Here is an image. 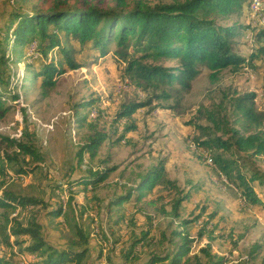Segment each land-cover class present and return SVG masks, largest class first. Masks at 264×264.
Returning <instances> with one entry per match:
<instances>
[{"label":"rangeland","instance_id":"obj_1","mask_svg":"<svg viewBox=\"0 0 264 264\" xmlns=\"http://www.w3.org/2000/svg\"><path fill=\"white\" fill-rule=\"evenodd\" d=\"M54 1L0 0V27L12 12H30L34 7L45 11ZM61 1L70 5L76 3V0ZM143 1L155 5L182 0ZM250 7L251 0L248 9ZM250 18H254V26L247 24L250 21L247 8L238 18L217 17L222 25H230L236 20L247 24L236 45L237 52L244 57L258 53L264 45V37L255 36L258 30L255 26L264 27V9L261 17H257V11H250ZM35 43L27 45L25 60L20 59L11 47L6 53L11 58L12 74L7 86L0 84L1 100L5 102L3 107L7 108L0 117V153L12 154L17 150L7 147L3 140L7 137L29 141L41 158L28 161V156L19 153L17 162L28 172L16 175L7 166L6 175L0 174V182L17 194L35 197L42 202L0 208V264H34L41 259L39 252L20 255L29 240L19 236L17 239L25 240L19 245L14 244L15 237L10 230L14 219L25 225L32 218L41 223L43 236L56 248L67 247L68 240L75 237L74 229L68 225L77 223L89 235L93 258L87 257L88 264H96L94 256L97 255L100 256L97 264H130L122 257L130 239L149 233L151 245L136 247L135 263L141 264L153 251L162 253L172 249L168 239L173 231H183L198 239V231L203 228L207 233L211 232L212 250L228 258V264H240L255 245L260 246L258 256L247 264H264V209L241 200L239 193L226 183L222 175L219 177L208 160L205 161L207 152L196 149L192 141L197 135L194 123L211 126L200 118L202 106L213 109L221 102L227 124L234 128L238 125L232 106L236 97L254 92L256 106L264 109V54L239 68L232 66L219 70L214 76L210 75L208 68L202 67L190 91L178 102L176 98L154 99L151 106L137 109L129 118H116L122 102L146 100L151 90L134 86L129 77L123 75L125 64L112 53L114 42L104 56L93 51L90 45L81 47L76 41L64 42L65 46L75 48L74 56L80 67L66 69L55 76V86L46 92L40 86V78L24 69L35 50L32 49ZM17 48L21 49V46ZM51 54L54 53L50 52L49 57ZM142 61L153 65L175 64L171 59L154 61L142 58ZM14 95L17 98L14 99ZM90 125L102 129L107 139L93 159L84 154L79 164L77 153L94 127ZM241 155L243 158L239 163L264 175V154L255 157ZM108 156L109 160L103 162ZM161 162L164 163L165 177L176 183L180 196L189 195L181 202L178 218L168 215L173 190L164 187L167 190L161 196L167 213L159 209V199L156 204H150L159 187L153 191L143 189V197L136 200L141 178ZM104 167L112 170L98 185L68 186V181L79 177L86 169L91 168L94 172ZM252 184L264 200V185L258 181ZM128 192L130 201L108 211V200ZM54 205L62 206L63 213L58 218L47 213ZM4 214L10 219L7 226ZM182 220L188 223L181 225ZM162 233L164 237L159 243L157 239ZM6 236L9 237L8 243ZM208 241L207 236L195 240L191 250L196 251Z\"/></svg>","mask_w":264,"mask_h":264},{"label":"trees","instance_id":"obj_2","mask_svg":"<svg viewBox=\"0 0 264 264\" xmlns=\"http://www.w3.org/2000/svg\"><path fill=\"white\" fill-rule=\"evenodd\" d=\"M56 1L45 11L34 7V11L30 12H12L4 25L0 27L1 85L7 86L12 74L11 58L6 55L9 47L14 52L16 50L20 59L25 60L27 45L33 41L36 42V48L30 55L29 61L25 63L24 69L40 78V86L46 92L55 86V76L65 72L66 69L80 67V63L74 56L75 48L65 46L64 42L76 41L81 47L90 45L100 56L106 55L110 50L109 46L114 42L115 48L112 53L125 64L123 75L129 77L134 86L142 90H151L146 100L121 103L116 118H129L137 109L151 106L154 99L176 98L178 102L180 97L190 91L192 82L201 73L202 67L208 68L210 75L214 76V73L219 70L232 66L239 68L264 54L263 45L256 54H250L248 57L240 55L236 45L247 25L238 20L230 25H222L217 20L219 16L241 17L246 8L248 11L250 0H182L155 5H149L143 0L132 2L76 0V3L72 5L65 1ZM255 36L263 38L264 27L259 28ZM17 46H21V49ZM50 52L54 54L49 57ZM142 58H150L154 61L171 59L175 61V64L153 65L143 62ZM1 98L0 94V117L7 110L3 107L5 102ZM13 98L17 96L14 95ZM255 98L256 94L250 92L233 100L232 106L236 112L238 124L235 128L227 124L221 102L213 109L202 106L199 109V114L202 116L199 115V117L204 118L211 126L194 123L197 135L192 141L196 149L207 152L205 161L210 162V166L217 171L219 177L222 175L228 184L237 189L241 200L251 206H261L264 209V200L259 197L252 184L258 181L259 184L264 185V175L238 162L243 158L242 153L249 157L264 154V109L256 106ZM156 107L158 105L153 106V108ZM218 132L219 135H217ZM106 139V133L102 129L96 125L92 127V131L87 134L84 144L78 150L79 164L84 154H88V157L93 159ZM3 140L7 142L8 148L17 150L12 154L5 152L1 155L0 153V174L2 175H6L7 166L16 175L28 172L27 168L17 162L19 153L25 157L28 156V161L30 158L34 161L41 158L29 141L7 137H3ZM107 160L109 156L103 162ZM111 170L104 167L93 172L91 168H88L82 175L67 183L69 187L81 185L94 187L106 180ZM2 182H0V189H2L0 208L42 202L35 197L17 194L11 191L10 187H3L4 182ZM60 187V185L57 186V188ZM158 187L159 189L155 191L158 192L155 200L150 201V204H156L155 201L159 199V209L167 213L166 204L163 203L161 196H164V190H173L168 215L178 218L181 202L189 195L180 196L176 183L165 177L163 162L141 178V183L136 189L139 191L136 200L143 197L141 193L143 189L153 191ZM130 199V192L124 193L108 200L106 207L108 211H111L114 206H119ZM47 213L52 218H58L63 213L62 206L54 205ZM4 216L7 226L10 219L7 214ZM14 220V225L11 223L10 227L11 234L15 237L14 244L19 245L25 240L17 239L19 236L27 237L29 240L21 249V253L19 252L20 255H31L37 252L41 255V259L34 264H88L87 257H91L89 235L77 223L68 225L70 229H74L75 237L68 240L67 247L56 248L46 241L42 234V225L35 218L28 220L25 225ZM186 223L188 222L182 220L180 224ZM203 236L209 238L207 244L196 251L191 250L194 241ZM162 237H164L163 233L160 239H157L159 243H162ZM173 237L178 240L173 241ZM242 237L241 235L240 238ZM151 238L149 233H143L141 237H132L122 256L125 263L137 264L135 263L136 247L139 244L141 247L151 245ZM5 239L8 243L9 237L6 236ZM210 239H212L211 232L207 233L204 228L198 231V239L191 238L183 231L175 230L168 239L172 249L162 253L153 251L149 259L141 264H228L230 262L228 258L212 250ZM259 250L260 246L255 245L250 250L248 258L240 264L255 260ZM99 258V255L94 256L96 264Z\"/></svg>","mask_w":264,"mask_h":264},{"label":"built area","instance_id":"obj_3","mask_svg":"<svg viewBox=\"0 0 264 264\" xmlns=\"http://www.w3.org/2000/svg\"><path fill=\"white\" fill-rule=\"evenodd\" d=\"M262 9H264V0H251V7L248 9L249 19L247 24H252L254 26V18H250V11H257V17H261ZM257 29L261 28V26H255ZM251 36V33L249 37ZM36 48V43L32 49Z\"/></svg>","mask_w":264,"mask_h":264},{"label":"crops","instance_id":"obj_4","mask_svg":"<svg viewBox=\"0 0 264 264\" xmlns=\"http://www.w3.org/2000/svg\"><path fill=\"white\" fill-rule=\"evenodd\" d=\"M244 25H247L246 23H244ZM226 183H228L227 181H226ZM230 185V184H229ZM232 186V185H231ZM233 187V186H232ZM234 189H235V191H237V189L235 188V187H233ZM238 192V191H237Z\"/></svg>","mask_w":264,"mask_h":264},{"label":"bare ground","instance_id":"obj_5","mask_svg":"<svg viewBox=\"0 0 264 264\" xmlns=\"http://www.w3.org/2000/svg\"><path fill=\"white\" fill-rule=\"evenodd\" d=\"M253 13V12H252ZM254 14V13H253Z\"/></svg>","mask_w":264,"mask_h":264}]
</instances>
